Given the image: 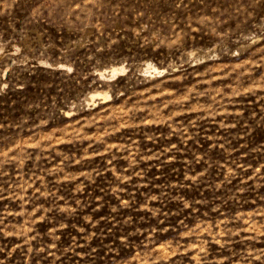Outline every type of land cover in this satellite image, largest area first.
I'll return each instance as SVG.
<instances>
[{
  "label": "rangeland",
  "instance_id": "obj_1",
  "mask_svg": "<svg viewBox=\"0 0 264 264\" xmlns=\"http://www.w3.org/2000/svg\"><path fill=\"white\" fill-rule=\"evenodd\" d=\"M0 264H264V0H0Z\"/></svg>",
  "mask_w": 264,
  "mask_h": 264
}]
</instances>
